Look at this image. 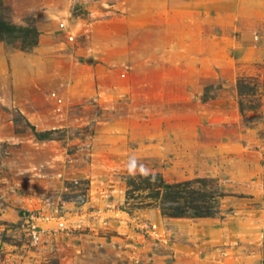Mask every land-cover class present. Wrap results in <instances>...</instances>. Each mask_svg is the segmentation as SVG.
<instances>
[{"label":"rangeland","instance_id":"obj_1","mask_svg":"<svg viewBox=\"0 0 264 264\" xmlns=\"http://www.w3.org/2000/svg\"><path fill=\"white\" fill-rule=\"evenodd\" d=\"M2 1L0 264H264V0ZM141 166L219 215L126 202Z\"/></svg>","mask_w":264,"mask_h":264},{"label":"trees","instance_id":"obj_2","mask_svg":"<svg viewBox=\"0 0 264 264\" xmlns=\"http://www.w3.org/2000/svg\"><path fill=\"white\" fill-rule=\"evenodd\" d=\"M5 9L0 0V12ZM22 30L13 29L8 22L0 18V42L8 44L7 38ZM246 87L239 82V94ZM248 92L257 94V105L249 110H257L261 105V87L253 83ZM242 109V104L239 102ZM126 202L133 200L145 207H155L161 216L174 219L214 218L220 213L222 193L213 186L212 181L195 179L168 183L158 173L130 175L126 181ZM136 203V202H135ZM137 205V204H136Z\"/></svg>","mask_w":264,"mask_h":264},{"label":"built area","instance_id":"obj_3","mask_svg":"<svg viewBox=\"0 0 264 264\" xmlns=\"http://www.w3.org/2000/svg\"><path fill=\"white\" fill-rule=\"evenodd\" d=\"M59 227L60 228L64 227V223H59ZM33 229H34V227H33ZM31 238H32L33 242H37L38 241L39 236H38L37 231H35V230L31 231Z\"/></svg>","mask_w":264,"mask_h":264},{"label":"crops","instance_id":"obj_4","mask_svg":"<svg viewBox=\"0 0 264 264\" xmlns=\"http://www.w3.org/2000/svg\"><path fill=\"white\" fill-rule=\"evenodd\" d=\"M4 55H5L4 46L2 44H0V66L4 62L3 60H5L4 59L5 58Z\"/></svg>","mask_w":264,"mask_h":264},{"label":"clouds","instance_id":"obj_5","mask_svg":"<svg viewBox=\"0 0 264 264\" xmlns=\"http://www.w3.org/2000/svg\"><path fill=\"white\" fill-rule=\"evenodd\" d=\"M130 173L132 172V169H129ZM140 171L142 174H145V169L143 166H141Z\"/></svg>","mask_w":264,"mask_h":264}]
</instances>
